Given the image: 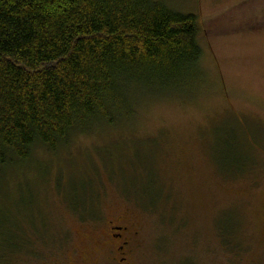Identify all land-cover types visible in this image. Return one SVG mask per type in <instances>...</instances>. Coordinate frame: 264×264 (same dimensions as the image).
Segmentation results:
<instances>
[{
  "label": "rangeland",
  "instance_id": "obj_1",
  "mask_svg": "<svg viewBox=\"0 0 264 264\" xmlns=\"http://www.w3.org/2000/svg\"><path fill=\"white\" fill-rule=\"evenodd\" d=\"M161 1L197 16L203 78L6 167L0 264H122L112 225L130 264H264V0Z\"/></svg>",
  "mask_w": 264,
  "mask_h": 264
},
{
  "label": "trees",
  "instance_id": "obj_2",
  "mask_svg": "<svg viewBox=\"0 0 264 264\" xmlns=\"http://www.w3.org/2000/svg\"><path fill=\"white\" fill-rule=\"evenodd\" d=\"M199 33L161 0H0V173L129 123L142 93L187 90L203 78Z\"/></svg>",
  "mask_w": 264,
  "mask_h": 264
},
{
  "label": "flooded vegetation",
  "instance_id": "obj_3",
  "mask_svg": "<svg viewBox=\"0 0 264 264\" xmlns=\"http://www.w3.org/2000/svg\"><path fill=\"white\" fill-rule=\"evenodd\" d=\"M110 228L113 230V234L111 235L113 249L109 251H112L113 254L119 255L120 258L117 259L122 264H130L128 262V256L132 252L130 248L135 240L134 233L127 229V226L123 228V226L121 227L120 225H112ZM104 247H106V245H104ZM106 255L112 256L111 260L114 262L117 260L114 259L112 254Z\"/></svg>",
  "mask_w": 264,
  "mask_h": 264
}]
</instances>
